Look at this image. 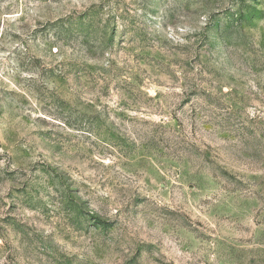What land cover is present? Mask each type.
I'll return each mask as SVG.
<instances>
[{"label":"rangeland","instance_id":"obj_1","mask_svg":"<svg viewBox=\"0 0 264 264\" xmlns=\"http://www.w3.org/2000/svg\"><path fill=\"white\" fill-rule=\"evenodd\" d=\"M0 264H264V0H0Z\"/></svg>","mask_w":264,"mask_h":264},{"label":"trees","instance_id":"obj_2","mask_svg":"<svg viewBox=\"0 0 264 264\" xmlns=\"http://www.w3.org/2000/svg\"><path fill=\"white\" fill-rule=\"evenodd\" d=\"M91 16H93V13L91 14ZM88 19V23H90V18H89V15L87 16V18H86V20ZM85 24V23H83V22H77L76 24H78L79 25V27L77 28L78 29V31L80 30V31H84V32H89V31H91V28H92V26H91V24ZM61 29H64L66 32H69L70 31V29H71V27L70 28H66L65 27V25H62L61 26Z\"/></svg>","mask_w":264,"mask_h":264}]
</instances>
